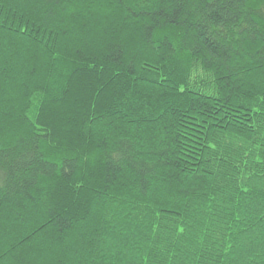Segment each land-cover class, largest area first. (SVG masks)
Returning <instances> with one entry per match:
<instances>
[{"label":"trees","instance_id":"1","mask_svg":"<svg viewBox=\"0 0 264 264\" xmlns=\"http://www.w3.org/2000/svg\"><path fill=\"white\" fill-rule=\"evenodd\" d=\"M0 264H264V0H0Z\"/></svg>","mask_w":264,"mask_h":264}]
</instances>
